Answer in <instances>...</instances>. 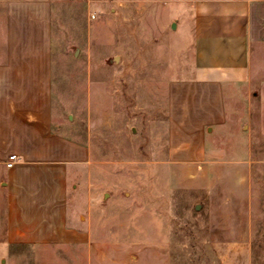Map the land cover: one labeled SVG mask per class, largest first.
Here are the masks:
<instances>
[{
	"label": "rangeland",
	"instance_id": "374dc122",
	"mask_svg": "<svg viewBox=\"0 0 264 264\" xmlns=\"http://www.w3.org/2000/svg\"><path fill=\"white\" fill-rule=\"evenodd\" d=\"M196 1L0 0V62L22 28L51 45L57 126L91 157L69 187L62 242H9L0 191V264H91V253L103 264H264V76L233 110L236 126L210 140L216 158L251 170L245 253L233 245L220 256L200 196L173 178L189 170L173 163L187 151L173 139L172 103L188 92L185 23Z\"/></svg>",
	"mask_w": 264,
	"mask_h": 264
},
{
	"label": "crops",
	"instance_id": "0c3cea01",
	"mask_svg": "<svg viewBox=\"0 0 264 264\" xmlns=\"http://www.w3.org/2000/svg\"><path fill=\"white\" fill-rule=\"evenodd\" d=\"M185 26L191 62L180 81L188 92L173 95L172 131L187 151L173 163L189 170L175 171L173 178L200 196L194 205L210 216L209 242L226 259L229 248L245 253L251 240L252 174L243 161L216 158L218 147L210 140L236 126L242 113L233 110L264 76V0H198ZM30 32L20 29L0 62V191L9 242L55 243L68 229L76 168L91 157L57 126L52 48L42 36L33 41ZM11 154L19 160L9 168ZM88 259L109 260L93 253Z\"/></svg>",
	"mask_w": 264,
	"mask_h": 264
},
{
	"label": "built area",
	"instance_id": "2783aa9c",
	"mask_svg": "<svg viewBox=\"0 0 264 264\" xmlns=\"http://www.w3.org/2000/svg\"><path fill=\"white\" fill-rule=\"evenodd\" d=\"M18 160L19 157L16 154H11L6 162L7 167H14Z\"/></svg>",
	"mask_w": 264,
	"mask_h": 264
},
{
	"label": "water",
	"instance_id": "95a60500",
	"mask_svg": "<svg viewBox=\"0 0 264 264\" xmlns=\"http://www.w3.org/2000/svg\"><path fill=\"white\" fill-rule=\"evenodd\" d=\"M173 27H174V28L176 27L175 23H174ZM196 208H197V209H199V208H200V206L198 205Z\"/></svg>",
	"mask_w": 264,
	"mask_h": 264
}]
</instances>
